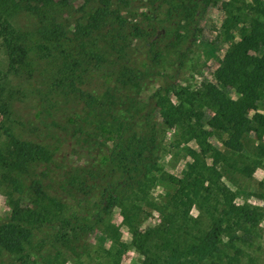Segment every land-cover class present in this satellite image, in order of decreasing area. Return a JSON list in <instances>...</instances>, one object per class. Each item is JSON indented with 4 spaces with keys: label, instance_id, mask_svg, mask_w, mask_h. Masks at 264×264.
<instances>
[{
    "label": "trees",
    "instance_id": "1",
    "mask_svg": "<svg viewBox=\"0 0 264 264\" xmlns=\"http://www.w3.org/2000/svg\"><path fill=\"white\" fill-rule=\"evenodd\" d=\"M139 1L147 11L131 10ZM215 7L223 10L228 46L211 80L183 84L195 44L214 45L203 31ZM0 46L7 66L0 68V186L11 207L0 221V264L80 258L94 229L112 244L105 249L111 264H120L125 243L110 219L118 204L143 264H247L238 241L255 233L262 212L236 202L220 166L232 156L209 137L226 135L222 143L234 155L253 133L256 156L264 155V0H0ZM168 54L173 73L142 100L145 79L159 75ZM27 100H35L36 117L66 110L62 127L97 145L100 158L59 165L56 180L54 149L30 136L40 126L20 115ZM67 103L81 112L69 113ZM162 126H178L198 149H188L182 176L168 175L176 188L159 203L151 191ZM154 210L160 222L142 228Z\"/></svg>",
    "mask_w": 264,
    "mask_h": 264
},
{
    "label": "rangeland",
    "instance_id": "2",
    "mask_svg": "<svg viewBox=\"0 0 264 264\" xmlns=\"http://www.w3.org/2000/svg\"><path fill=\"white\" fill-rule=\"evenodd\" d=\"M76 6H79L82 0H74ZM144 2L139 1L131 10L137 9L145 11L146 8L142 6ZM136 7V8H135ZM130 10V11H131ZM147 11V10H146ZM209 25L204 29L203 37L210 39L214 45L209 46L197 42L194 46L191 57L188 58L185 68L180 71L181 83L197 86L204 80H211L213 73L220 63V59L228 46L225 40V32L221 24L224 17L223 10L220 7H215L210 10ZM222 29V30H221ZM216 45V46H215ZM144 50L141 56L144 55ZM173 54H168L166 60H163L159 67V75H149L143 85L140 93L142 100H147L148 97L159 86L165 84L169 75L173 73L172 65ZM6 55L4 49L0 46V68L6 69ZM164 69V71L162 70ZM33 87L38 86L33 83ZM236 96V94H234ZM174 101L178 99L174 96ZM35 100H27L21 103L19 110L21 116L32 119L39 129L34 128L30 130V136L42 140L51 149H54V164L56 168V180H60L63 176L60 174L57 166L68 167H85L91 165L100 158L97 145H85L77 141L76 136H73L71 129L63 128L64 114L61 110L58 112L43 113V117H36V108L33 107ZM19 105V104H18ZM259 108L264 112V103L259 104ZM65 109L69 113L73 111L81 112V105L76 103H67ZM206 113L208 109L204 108ZM210 112V111H209ZM0 118L2 115L0 114ZM207 128V127H206ZM226 135H221L215 132L210 135L209 141L221 149L226 155L232 156L241 170H236L235 167L229 166L228 162L220 164L223 175V180L235 192V200L238 204L250 205L259 209L262 212L261 219L257 225L253 235L244 237V241H238V245L245 250L244 255H241L243 263L247 264H264V155L257 158L256 156V137L253 133L247 136V147L243 152L232 155L230 150L226 148L222 141ZM198 149V144L195 139L186 141L182 134L181 128L174 126L173 128L161 127V147L159 153V171L156 173L158 180L154 184L151 196L152 198L162 203L166 197L176 188V185L168 180L169 174L182 176L187 170L188 164L192 161L188 154L189 148ZM90 163V164H89ZM243 168H247L246 172ZM55 183V182H54ZM67 200L65 195H62ZM77 207V205H74ZM200 209L194 206L192 214L198 216ZM11 213L8 198L5 194V188L0 186V221L8 219ZM111 222L119 226L120 239L125 243L123 247L120 264H143L144 255L133 247L131 244V231L127 225L122 223L123 213L121 206L118 204L111 214ZM160 222V213L156 210L151 212L150 216L144 218L141 223L142 228H148ZM37 236H35L36 238ZM91 243L90 252L82 257H74L65 253L64 263L62 264H111L110 256L105 249L111 248V242L104 232L94 229L89 235ZM223 264H226L225 262Z\"/></svg>",
    "mask_w": 264,
    "mask_h": 264
}]
</instances>
